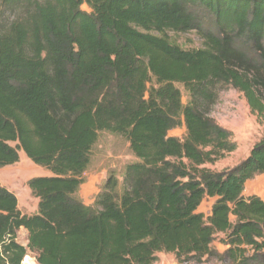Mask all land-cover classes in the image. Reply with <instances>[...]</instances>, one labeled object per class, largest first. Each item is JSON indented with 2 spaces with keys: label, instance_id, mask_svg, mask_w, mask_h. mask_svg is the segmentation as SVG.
Instances as JSON below:
<instances>
[{
  "label": "trees",
  "instance_id": "obj_1",
  "mask_svg": "<svg viewBox=\"0 0 264 264\" xmlns=\"http://www.w3.org/2000/svg\"><path fill=\"white\" fill-rule=\"evenodd\" d=\"M2 4L0 169L23 152L52 175L27 183L32 216L0 182V264L29 254L36 264H155L161 253L264 264V201L245 196L264 175V139L233 169L205 167L237 150L211 117L221 87L264 116V0ZM192 31L202 49L170 37ZM182 127L183 139L170 136ZM101 133L124 138L137 161L122 187L111 172L86 206L79 192ZM206 198L216 199L209 216L199 213ZM221 234L223 253L213 248Z\"/></svg>",
  "mask_w": 264,
  "mask_h": 264
},
{
  "label": "rangeland",
  "instance_id": "obj_2",
  "mask_svg": "<svg viewBox=\"0 0 264 264\" xmlns=\"http://www.w3.org/2000/svg\"><path fill=\"white\" fill-rule=\"evenodd\" d=\"M82 9L86 12H90L86 5H84ZM4 11L5 6L2 4V0H0V20ZM17 14L18 12L15 13V16ZM170 37L173 42L178 44L184 50L202 49L204 47L203 40L196 31L186 34L171 33ZM177 87L182 93L183 102L187 104L189 100L188 92L181 84H178ZM211 117L219 126L232 133V140L237 144V150L234 153L227 155L223 160L214 165L205 166L212 171L222 172L237 167L249 157L253 147L264 139V116L254 114L244 94L238 92L232 87L224 86L220 88L217 102L211 109ZM185 135L186 130L184 131L182 128L170 132V136L180 139H183ZM136 161L137 159L132 154L129 143L124 138L110 133H101L99 141L92 152V167L89 172L96 173V171L108 169V176L111 172L115 173L119 179L120 187H122L126 166ZM21 164L24 165L23 167L25 169L23 170L25 172H22V183L13 180L16 175L15 172L8 173L6 178L0 182L2 186L17 195L22 201L25 199L27 208H34L33 205L35 200L28 189V181L24 178L29 176L39 177L44 169L35 165L23 152H20V166H22ZM1 171L2 170L0 169V172ZM28 194H30V197ZM245 196H257L264 201V175H258L247 183ZM211 207V199L206 198L201 205L200 210H202L206 216H209L211 213ZM27 237L28 236L24 232H20L18 236L19 243L26 244ZM225 238V235L221 234L217 236L213 243V248L220 253L225 252L227 249L224 244ZM23 263L36 264L34 257L31 254L28 255ZM155 264L229 263H224L215 258H204L201 262L198 260H189L179 263L174 254L161 253L158 254V261Z\"/></svg>",
  "mask_w": 264,
  "mask_h": 264
},
{
  "label": "crops",
  "instance_id": "obj_3",
  "mask_svg": "<svg viewBox=\"0 0 264 264\" xmlns=\"http://www.w3.org/2000/svg\"><path fill=\"white\" fill-rule=\"evenodd\" d=\"M182 129L184 131L186 130L185 127H182ZM25 165H28V164H25ZM23 166L24 165L20 166V161H19V163L15 164V165H11V166H7V167L2 168L1 169L2 171L0 172V181H2L4 178H6L8 173L15 172L16 175L14 176L13 180H15L18 183H22L23 182L22 181V178H23L22 172H25V171H23V170H25ZM91 167H92V161H91V164L89 166L87 173L85 174L86 183L81 187V190L79 192V197L86 206H92L94 204L95 198L100 193L101 186L105 183L107 176H108V172H109L108 169H103L101 171H96V173H92V172H89ZM51 175L52 174L49 171L44 169V170H42V173L39 175V177H46V176H51ZM32 178H34V177L29 176V177H25L24 179L26 181H29ZM30 193H31V191H30ZM28 196L30 197V194H28ZM29 197H27V198H29ZM17 198H18V202H19V209L22 211V213L24 215L32 216V215L37 213L38 205H39L38 199L34 198V200H35L34 205H33L34 208H30V207L27 208V203H25L26 200L24 199L22 201L19 197H17ZM211 201H212V207H213L216 199H211ZM212 207H211V211H212ZM199 213L204 214V212H202V210H200V208H199ZM20 232H24L28 236V231L26 229H21ZM27 243H28V241H27ZM27 243L26 244L21 243V244L23 246H27Z\"/></svg>",
  "mask_w": 264,
  "mask_h": 264
}]
</instances>
